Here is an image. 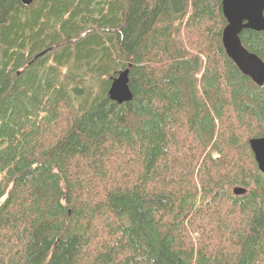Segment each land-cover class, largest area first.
<instances>
[{"label": "trees", "instance_id": "trees-1", "mask_svg": "<svg viewBox=\"0 0 264 264\" xmlns=\"http://www.w3.org/2000/svg\"><path fill=\"white\" fill-rule=\"evenodd\" d=\"M225 24L221 0H0V264H264V84Z\"/></svg>", "mask_w": 264, "mask_h": 264}, {"label": "water", "instance_id": "water-1", "mask_svg": "<svg viewBox=\"0 0 264 264\" xmlns=\"http://www.w3.org/2000/svg\"><path fill=\"white\" fill-rule=\"evenodd\" d=\"M32 1L21 0L24 5H29ZM221 12L226 22L221 34L226 55L242 74L248 76L255 85L262 86L264 62L243 46L239 35L243 29L264 31V0H221ZM45 51L40 52L36 58L43 55ZM110 80L107 91L109 100L117 104L131 100L129 68L118 72ZM248 144L258 170L264 174V136L251 138ZM232 191L235 195L245 193V189L241 187H235Z\"/></svg>", "mask_w": 264, "mask_h": 264}, {"label": "rangeland", "instance_id": "rangeland-1", "mask_svg": "<svg viewBox=\"0 0 264 264\" xmlns=\"http://www.w3.org/2000/svg\"><path fill=\"white\" fill-rule=\"evenodd\" d=\"M2 200V199H1ZM195 237L197 238V234H192L193 240H195Z\"/></svg>", "mask_w": 264, "mask_h": 264}]
</instances>
